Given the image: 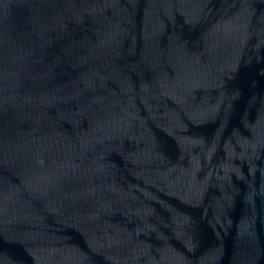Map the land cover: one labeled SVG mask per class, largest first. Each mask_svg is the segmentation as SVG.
Here are the masks:
<instances>
[{
    "label": "water",
    "instance_id": "1",
    "mask_svg": "<svg viewBox=\"0 0 264 264\" xmlns=\"http://www.w3.org/2000/svg\"><path fill=\"white\" fill-rule=\"evenodd\" d=\"M0 264H264V0H0Z\"/></svg>",
    "mask_w": 264,
    "mask_h": 264
}]
</instances>
